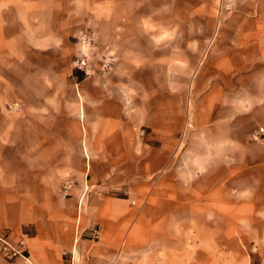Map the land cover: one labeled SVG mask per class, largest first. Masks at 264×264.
I'll use <instances>...</instances> for the list:
<instances>
[{"label": "rangeland", "instance_id": "rangeland-1", "mask_svg": "<svg viewBox=\"0 0 264 264\" xmlns=\"http://www.w3.org/2000/svg\"><path fill=\"white\" fill-rule=\"evenodd\" d=\"M63 2L69 4L57 13L42 7L24 14L23 0H0V35L7 40L0 44V72L15 83L25 71L67 82L55 94L60 102L82 105L83 115L104 103L115 109L108 112L116 125L108 146L114 157L108 158L99 157V146L88 145L90 133L99 127L84 128L77 112L66 114V119L79 118L76 138L93 156L85 158L88 178L77 199L76 252L82 240L88 250L95 246L84 230L102 223L99 208L89 205L96 195L111 196L113 213L131 218L120 228V248L126 249L133 245L128 237L133 210L148 203L153 185L159 198L175 199L201 184L264 183V170L245 164L241 154L264 151V106L253 108L252 103L264 99V0ZM26 18L32 22L28 26L39 29L25 30ZM57 18L69 23L59 25ZM85 35L94 37L92 46L83 43ZM35 37L43 46L31 45ZM83 52L90 57L87 73L75 63ZM108 57L111 66L103 70L102 60ZM19 88L7 92L4 107L21 108L15 105L23 103ZM7 113L0 117L10 119ZM57 113L43 111L44 118ZM238 141L249 149H235ZM62 188L54 195L62 198L64 183ZM195 210L188 207L187 223L179 216H155V232L165 238L154 242L176 248L172 262L264 264V239L247 240L237 233L235 245L223 218L205 223ZM72 249L62 252L67 264H73Z\"/></svg>", "mask_w": 264, "mask_h": 264}, {"label": "crops", "instance_id": "crops-1", "mask_svg": "<svg viewBox=\"0 0 264 264\" xmlns=\"http://www.w3.org/2000/svg\"><path fill=\"white\" fill-rule=\"evenodd\" d=\"M68 4L63 0H36L34 3L23 0V13L32 14V8L36 10L42 7L53 9L57 13ZM55 21L59 25L69 23L64 18H57ZM23 24L25 30L39 29L38 26H28L32 24L28 18L23 19ZM6 41L0 35V44ZM25 44L28 45L27 38ZM43 44L39 37H35L31 43L37 47ZM65 84L67 82L27 71L15 83L7 73L0 72V116L1 112L8 111L7 114L11 117H0V228L16 235H19L20 230L21 233L28 234L25 232L28 230L30 250L38 264H67L62 252L65 248L71 250L73 246V264H110L114 260L116 262L112 264H187L181 258L178 262L171 261V256L177 254L173 252L176 248L156 245L155 239L162 241L165 236L162 233L156 234L154 219L156 214L164 218L173 216L177 219L179 216L180 222L187 223L188 207L196 208L197 216H200L201 211L205 223L223 218L228 223V235L235 245H238L237 233H241L247 240L264 239L262 182L249 181L227 188L214 183L201 184L195 192L192 189L189 192L186 190L175 199L159 198L160 192H157L155 185L150 188L148 184V203L133 210V226L128 233L133 242L131 247L120 248L123 234L120 228L127 227L131 218L113 213L112 197L100 194L94 196L89 205L90 208H99L97 219L102 221V234L98 240L88 239L95 244L89 250L87 241L82 240L76 252L74 244L77 240L72 228L76 219L77 199L88 178L85 173V158H91L92 155L87 151L88 146L82 147L79 138H76V133L80 130L79 118L66 119V114L77 112L84 128L99 127V132L94 135L89 132L88 145L89 148L99 146V157L108 158L114 157L108 151V146L112 143L109 136L116 133L112 129L116 126L115 121L108 119V112L115 109L104 103L88 109L93 113L83 115L82 105L59 101L60 94H55V91ZM16 87H20L19 94L23 96L22 105L17 102L21 108L4 107L7 92ZM252 103L253 108L258 104L264 106V99L253 100ZM45 110H55L58 113L54 118H44ZM237 143L234 148L240 152L249 149L246 143ZM241 154L244 155L245 164L264 170V151L256 156H247V151ZM240 159L241 157L237 162ZM69 176L74 178L71 188L64 190L62 198L55 196L54 192L59 193L63 189L65 178ZM75 180L80 184L77 185ZM142 193L139 192V195ZM171 208L176 209L172 211ZM256 213L261 214V217L257 219ZM211 230L214 228L211 227ZM77 255L80 263L76 262ZM0 264L22 263L8 261L0 255Z\"/></svg>", "mask_w": 264, "mask_h": 264}, {"label": "built area", "instance_id": "built-area-1", "mask_svg": "<svg viewBox=\"0 0 264 264\" xmlns=\"http://www.w3.org/2000/svg\"><path fill=\"white\" fill-rule=\"evenodd\" d=\"M83 43L85 46H92L95 43V39L92 36L85 35L83 37ZM110 58L102 60L101 68L106 70L111 66ZM76 67L81 70L89 72L90 57L89 53L83 52V54L76 60ZM18 106V103L15 104ZM264 132V128L261 129ZM73 179H67L64 182V189L67 190L73 185ZM92 240H97L102 234V225L96 224L92 228L85 229ZM0 255L6 260L11 262L21 261L22 264H38L34 259L29 245V235L26 233L14 234L11 231L0 228Z\"/></svg>", "mask_w": 264, "mask_h": 264}]
</instances>
